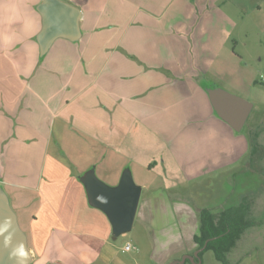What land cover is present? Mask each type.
<instances>
[{"label": "crops", "instance_id": "1", "mask_svg": "<svg viewBox=\"0 0 264 264\" xmlns=\"http://www.w3.org/2000/svg\"><path fill=\"white\" fill-rule=\"evenodd\" d=\"M41 1L0 0V182L9 187L8 199L17 221L25 222L28 209L35 206L28 221H38L41 214L46 224L45 232H39L44 239L38 240L35 230H31L32 239L26 236L30 264H85L80 254L89 249L50 246L51 239L84 236L109 246L111 227L106 236L93 234L91 216L101 220L105 215L88 205L82 189H76L73 202L62 194L69 187L56 185L58 177L54 175L60 167L55 163L57 149L72 165L81 156L92 158L102 118L106 115L108 123L113 124L116 104L106 97H116L109 79L119 72L118 63L124 64L126 77L131 80L125 90L132 93L130 97L139 94L146 111H162L163 116L177 119L172 124L179 121L182 103H186V110L187 106L195 109L192 106L208 104L213 111L198 78L207 75L210 68L205 64L216 60L223 45L213 48L203 19L210 22L214 13L222 15L227 1L207 0L199 17L195 7L193 13L186 11L181 18L184 8L178 4L172 7L174 0L167 4L166 0H107L98 7L88 5L86 0H61L81 11V36L76 42L55 40L42 57L36 42L41 28L36 7ZM102 75L106 79L100 84ZM198 118L197 112L191 114L189 110L185 120L192 124ZM48 159L47 173L51 176L47 185L16 184L18 167L27 165L33 180ZM18 176L23 183L28 179V175ZM153 244L159 242L154 240ZM100 250L102 255L104 251ZM108 250L113 261L115 252L110 246Z\"/></svg>", "mask_w": 264, "mask_h": 264}, {"label": "rangeland", "instance_id": "2", "mask_svg": "<svg viewBox=\"0 0 264 264\" xmlns=\"http://www.w3.org/2000/svg\"><path fill=\"white\" fill-rule=\"evenodd\" d=\"M92 1L86 0L88 5L98 7L107 0ZM194 1L180 0L178 3L174 0L171 6L177 7L178 4L184 8L181 18L186 11L193 13L197 7L196 16L199 17L207 0ZM226 1L222 15L214 13L210 22L203 19L207 25L204 29L213 40V48L222 44L223 50L213 63L205 64L210 70L198 81L206 91V100L207 90L219 88L252 103L253 108L242 130L235 133L210 110L208 104L202 108L199 104L192 106L195 109L187 106V110L186 103L180 104L183 110H178L179 121L176 124L171 122L175 123L177 119H169L167 114L163 116L162 111H146L140 95L130 97L132 93L125 90V85L131 80L126 77L124 64L118 63L119 72L107 78L116 96L113 99L106 97L116 104L113 124L108 123L106 115L102 118L97 128L99 140L94 142L96 147L91 159L81 156L72 165L57 149L59 156L55 157V163L60 167L54 176L58 177L56 185L69 187L62 194L73 202L76 189L84 191L79 178L86 170L93 169L99 180L113 186L123 170L128 169L134 183L141 187L132 229L116 241L107 242L106 245L115 252L113 261L110 260L109 246L94 238L60 236L58 241L53 237L50 246L65 244L69 249H89L86 254H80L85 264H168L179 259L185 251L182 249L184 246L192 245L189 242L191 221L186 222L180 232L174 230L168 234L163 245L153 244L154 240L159 242L162 238L166 228L164 222L171 215H197L201 208L212 213L224 209L241 213L240 209H245L252 222L260 224L245 230L226 255L225 264H264V222L261 221L264 219V0ZM168 2L166 0L165 4ZM103 76L99 79L100 84L106 79ZM180 96L183 100L184 95ZM175 101L178 100L175 98ZM189 110L199 116L195 124L185 120ZM141 114L148 115L147 120ZM53 145L52 139L51 150ZM50 163V159L46 165L44 161L42 172L37 173L33 180L34 175H29L27 165L22 164L18 167L20 173L16 175V184L35 182L33 185L40 188L47 185L51 176L47 173ZM64 166L66 170L62 171ZM18 175H28V179L23 183ZM0 186L9 197V187L2 182ZM149 200L150 205L147 204ZM35 210L36 207L31 206L26 214L27 220L18 221V224L29 239H32L31 230H35L38 240H42L43 235L39 232H45L46 227L42 215L37 216L36 222L28 221L32 220ZM98 213L95 212L100 215ZM189 216L186 218L190 219ZM91 220L94 227L91 232L106 236L110 226L105 216L101 215L100 220L93 215ZM127 243L135 250L121 253ZM99 248L102 249L100 253L104 251L102 255L98 253ZM202 260V264H219L210 251L203 255Z\"/></svg>", "mask_w": 264, "mask_h": 264}, {"label": "water", "instance_id": "3", "mask_svg": "<svg viewBox=\"0 0 264 264\" xmlns=\"http://www.w3.org/2000/svg\"><path fill=\"white\" fill-rule=\"evenodd\" d=\"M36 10L41 19V28L36 36L41 57L57 39L70 42L79 40L81 11L77 7L61 0H42ZM207 96L216 116L239 133L253 108L252 103L219 88L207 90ZM79 180L88 205L105 215L111 227V240L116 241L130 232L141 196V187L134 183L131 172L124 169L113 186L99 180L93 169L83 173ZM185 258L191 262L193 260L188 256L168 264H183ZM31 262L26 234L20 228L8 196L0 186V264Z\"/></svg>", "mask_w": 264, "mask_h": 264}, {"label": "flooded vegetation", "instance_id": "4", "mask_svg": "<svg viewBox=\"0 0 264 264\" xmlns=\"http://www.w3.org/2000/svg\"><path fill=\"white\" fill-rule=\"evenodd\" d=\"M204 209H207V208H204ZM202 210V208L199 210L198 214L196 215H186V214H182V215H179V214H173L171 215L170 219L169 220H165V227L164 230H163V236L161 239H159V243H161L160 245H163L167 240H168V234H172L174 232V230H176L177 232H180L179 230L180 229H183V226H186V222H190L191 221V228H190V231L191 232V235H190V238H189V242L191 243L192 242V245L190 246H184L182 249H185V251L183 253H181L179 259H173L171 261H175V260H181L183 257H192V262L185 258V261L183 264H202L203 263V255L206 253V252H211L213 254V257L214 259L216 260L215 256H214V251L212 249H209L207 251L206 248H207V244L209 241L211 240H214V239H217V238H220L222 236V234H215L213 237H210L208 238L207 240L204 241V244L203 245H200L199 244V240L201 238V231H200V226H201V215H200V211ZM208 211H210L209 209H207ZM225 210V209H224ZM222 210L221 212L219 213H212V211H210V216L211 218L213 219V222L215 224V226L219 225V222L220 220L223 219V214L222 212L224 211ZM186 216H189L190 219H187ZM161 217H164L161 215ZM243 220L244 222H246V228H244L240 234V236L238 237V239L234 242V245L233 247H231V249L227 252H225V255H224V260L223 261H218L216 260V262H218L219 264H225L226 263V255L234 248L236 242L240 239L241 235L244 234L245 230H247L248 228L250 227H254V226H258L260 223H254L252 222V220L250 219L251 216L249 214H245L243 216ZM264 222V219L261 220ZM168 222V223H167ZM167 224V225H166ZM264 224V223H263ZM262 224V225H263ZM227 226V224H225ZM187 226H189V224H187ZM173 227V228H172ZM172 229V230H171ZM228 232V231H226ZM197 237V239H196ZM262 240H263V245H264V233L262 235ZM259 261V259H258ZM260 263V261H259Z\"/></svg>", "mask_w": 264, "mask_h": 264}, {"label": "trees", "instance_id": "5", "mask_svg": "<svg viewBox=\"0 0 264 264\" xmlns=\"http://www.w3.org/2000/svg\"><path fill=\"white\" fill-rule=\"evenodd\" d=\"M240 211L241 213L232 211L231 209H225L222 212L224 217L222 220H220L219 225L217 226H215L213 219L210 216V211H208L207 209H202L200 211L201 238L198 239L199 244L203 245L205 240L213 237L215 234H222L220 238L209 241L205 250L207 251L209 249H212L214 251L216 260L220 262L224 260L225 252L229 251L231 247H233L234 242L238 239L242 230L246 228L247 224L243 220V216L246 214V211L245 209H240ZM225 224H227V226Z\"/></svg>", "mask_w": 264, "mask_h": 264}, {"label": "built area", "instance_id": "6", "mask_svg": "<svg viewBox=\"0 0 264 264\" xmlns=\"http://www.w3.org/2000/svg\"><path fill=\"white\" fill-rule=\"evenodd\" d=\"M131 250H135V248L133 247V246H131L130 244H125L124 245V247H123V249H122V252H129V251H131Z\"/></svg>", "mask_w": 264, "mask_h": 264}]
</instances>
